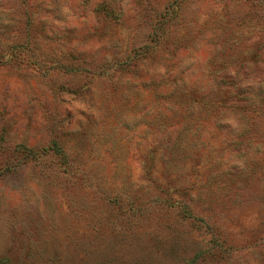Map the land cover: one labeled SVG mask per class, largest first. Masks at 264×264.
<instances>
[{"label": "rangeland", "instance_id": "obj_1", "mask_svg": "<svg viewBox=\"0 0 264 264\" xmlns=\"http://www.w3.org/2000/svg\"><path fill=\"white\" fill-rule=\"evenodd\" d=\"M0 264H264V0H0Z\"/></svg>", "mask_w": 264, "mask_h": 264}]
</instances>
